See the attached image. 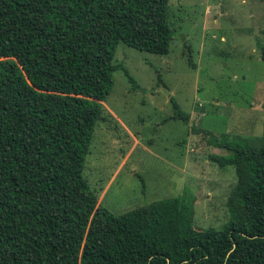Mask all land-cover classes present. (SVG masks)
I'll return each mask as SVG.
<instances>
[{
  "label": "trees",
  "instance_id": "16d2710c",
  "mask_svg": "<svg viewBox=\"0 0 264 264\" xmlns=\"http://www.w3.org/2000/svg\"><path fill=\"white\" fill-rule=\"evenodd\" d=\"M169 2L0 0V264H264V142L212 158L237 175L220 231L186 197L116 215L87 180L117 47L167 55Z\"/></svg>",
  "mask_w": 264,
  "mask_h": 264
},
{
  "label": "rangeland",
  "instance_id": "374dc122",
  "mask_svg": "<svg viewBox=\"0 0 264 264\" xmlns=\"http://www.w3.org/2000/svg\"><path fill=\"white\" fill-rule=\"evenodd\" d=\"M169 6L167 55L117 47L120 68L104 103L114 118L96 128L86 177L99 205L116 215L186 197L195 229L220 231L231 220L237 175L212 158L229 154L220 144L264 142V0Z\"/></svg>",
  "mask_w": 264,
  "mask_h": 264
}]
</instances>
